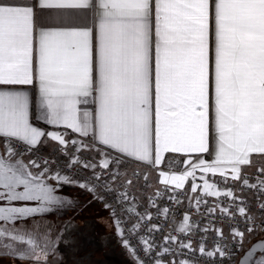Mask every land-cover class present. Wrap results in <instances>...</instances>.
I'll list each match as a JSON object with an SVG mask.
<instances>
[{
  "label": "snow or ice",
  "instance_id": "1",
  "mask_svg": "<svg viewBox=\"0 0 264 264\" xmlns=\"http://www.w3.org/2000/svg\"><path fill=\"white\" fill-rule=\"evenodd\" d=\"M66 185L129 264H264V0H0V257L62 264Z\"/></svg>",
  "mask_w": 264,
  "mask_h": 264
},
{
  "label": "rangeland",
  "instance_id": "2",
  "mask_svg": "<svg viewBox=\"0 0 264 264\" xmlns=\"http://www.w3.org/2000/svg\"><path fill=\"white\" fill-rule=\"evenodd\" d=\"M63 192L85 206L50 217L54 228L63 230L67 225L68 230L63 232L67 242L59 244L62 264H129L108 210L79 187L66 185ZM69 220L71 224H67ZM0 260L15 264L3 257Z\"/></svg>",
  "mask_w": 264,
  "mask_h": 264
},
{
  "label": "built area",
  "instance_id": "3",
  "mask_svg": "<svg viewBox=\"0 0 264 264\" xmlns=\"http://www.w3.org/2000/svg\"><path fill=\"white\" fill-rule=\"evenodd\" d=\"M185 203H186V202H185ZM108 212H109V211H108ZM109 214H110V212H109ZM110 216H111V215H110ZM113 222H114V221H113ZM173 227H176V225L169 224L168 227L166 228V231H171V229H172ZM263 236H264V233H257L256 235H253L251 238L246 239L245 242H244V248H247V246H249L253 240L255 241L256 239H259V238H261V237H263ZM240 255H242V253H238V254H237V258H238Z\"/></svg>",
  "mask_w": 264,
  "mask_h": 264
},
{
  "label": "water",
  "instance_id": "4",
  "mask_svg": "<svg viewBox=\"0 0 264 264\" xmlns=\"http://www.w3.org/2000/svg\"><path fill=\"white\" fill-rule=\"evenodd\" d=\"M259 239H261V238H259ZM259 239H256L255 241H257V240H259ZM255 241H253V243H254Z\"/></svg>",
  "mask_w": 264,
  "mask_h": 264
}]
</instances>
